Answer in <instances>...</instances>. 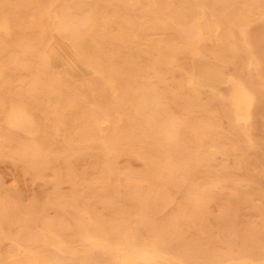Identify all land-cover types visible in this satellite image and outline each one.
<instances>
[{
	"label": "rangeland",
	"instance_id": "374dc122",
	"mask_svg": "<svg viewBox=\"0 0 264 264\" xmlns=\"http://www.w3.org/2000/svg\"><path fill=\"white\" fill-rule=\"evenodd\" d=\"M204 4L220 31L199 34L190 0H0V264L17 244L44 246L40 264L55 247L83 259L91 221L195 264L264 259V22L250 44L240 33L264 0ZM229 74L255 93L249 122L235 121ZM17 105L33 134L6 123Z\"/></svg>",
	"mask_w": 264,
	"mask_h": 264
},
{
	"label": "bare ground",
	"instance_id": "6f19581e",
	"mask_svg": "<svg viewBox=\"0 0 264 264\" xmlns=\"http://www.w3.org/2000/svg\"><path fill=\"white\" fill-rule=\"evenodd\" d=\"M51 1L52 4H54L58 0H51ZM190 1H191L192 9L197 16L196 28L198 29L199 34L203 35L202 25L208 24L210 21L215 22V24L217 25L219 24L217 21L219 19L217 15L213 11L209 10L208 12L205 9L204 3H206V0H190ZM48 17L50 18V15H48ZM6 22L7 21L3 23L4 29L7 27ZM255 22L257 23L264 22V14H261L259 17H256L255 20L254 19L247 20V22L242 26L243 28L240 30V33L245 43L247 44L251 43L252 29H253L252 27ZM220 28L221 26L218 25L216 32L220 31ZM210 41L211 40H209V42ZM253 60H254L253 63L257 66L258 61L255 59ZM91 70H92L91 73L94 74V77L95 75L96 77L99 76L103 81H105V83L110 87V89L114 93L118 91L117 82L114 78L107 77L104 74V72L101 70L98 69H91ZM218 79L220 78H216L217 81H219ZM223 83L226 85L230 84L232 86V99L234 106L235 121L237 123L251 121L253 112L256 108L255 93L248 88V86L244 83V81L241 78L236 77L234 74H229L225 78V81ZM189 84L191 85L190 87H192L194 94L199 93L198 90L202 86L198 84L195 74H193L190 77ZM123 117H124L123 115H118L117 121L121 122L123 120ZM6 123L10 127L17 129L21 132H24L29 135L33 134V128L35 124L34 118L33 115L24 106L21 105L13 106L6 118ZM107 123H108V119H105L103 120V122L99 123V127L103 128ZM110 151H114V149L112 148L110 149ZM211 151H214V148H212ZM7 201L8 200H6V202ZM14 203H10L9 206L11 208L13 206H16L14 205ZM4 204L6 203L4 202ZM9 206H2V209L5 212H7L8 210H13L14 212L16 208L13 207L14 209L13 208L10 209ZM16 210L19 211V209ZM8 213L10 215L11 211H8ZM11 215H13V213ZM146 227L148 226L146 225ZM153 231H151V233H153ZM42 232H44V234L47 233L48 235H50L54 239V243L56 245L66 246L67 240L61 237L60 235H58L50 228H47L46 230L43 229ZM82 233L84 235L83 239L85 241H89L92 244V246L89 248L87 254H85V257L83 259H80L78 257L79 255L74 247H68V252L65 253L68 255V258L66 260L59 261L57 259L60 258L61 253L64 252L60 247H55V251L50 252L49 254L50 263L48 264H73L70 262H76L77 264H104V262H110L109 264H116V263L117 264H195L182 259L180 256H178L175 253V251L167 248L166 245H164V247H161L160 244L153 239H149V238L141 239L138 233L136 232V230L130 231L126 240L114 241L111 239L110 234L107 232V230L104 228L102 224H98L91 221L88 226L82 229ZM154 234L156 233L154 232ZM158 236L157 238H159ZM43 251H44V246L23 247L22 245L17 244V253L22 255L20 257L11 255L7 259H5L4 262H1V264H7V263L33 264L34 262L38 263L41 260L40 254H42ZM239 262H241L239 264H264V259L262 261H256L252 258H249L245 260H239Z\"/></svg>",
	"mask_w": 264,
	"mask_h": 264
}]
</instances>
